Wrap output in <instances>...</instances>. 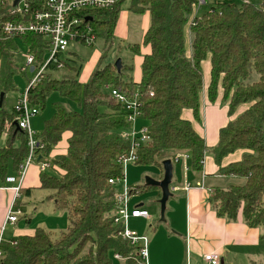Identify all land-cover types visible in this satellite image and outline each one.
I'll return each instance as SVG.
<instances>
[{"label": "trees", "instance_id": "1", "mask_svg": "<svg viewBox=\"0 0 264 264\" xmlns=\"http://www.w3.org/2000/svg\"><path fill=\"white\" fill-rule=\"evenodd\" d=\"M122 2L90 10L92 18L88 22L92 31L103 37L104 49L87 81L73 73L57 77L48 72L28 90L30 103L41 108L53 91L77 100L83 108L69 109L56 102L53 116L45 120L44 131L38 136L45 142L42 155L50 156L63 133L71 131L67 151L51 157L53 166L40 173L41 186L55 189L57 207L68 211L70 224L57 237L37 227L32 234L19 235L16 244L2 242L0 264H118L113 253L125 256L119 264H141L135 246L118 235L122 225L115 222L117 189L110 178L125 177L118 156L130 151L131 142L122 134L128 126L123 105L112 96L109 86L140 89V106L151 138L138 149L134 162L156 163L164 170V158L187 150L193 167L201 170L205 154L211 150L221 173L246 177L243 183L215 186L209 197L213 209L230 220L241 214L250 226H261L264 237V0H242L241 4L237 0H212L195 23L191 22L198 0H131V10L148 9L151 16L144 35V43L150 44L151 50L144 54L139 82L129 72L132 64L123 62L119 71L116 58L104 62L114 45ZM1 16L5 19L8 14ZM2 19L0 176L6 178L10 159L18 170L29 153L28 132L17 126L14 108L6 107V94L17 89L18 41H24L37 60L47 56L49 41L31 33L7 36L1 28ZM186 26L193 34L191 55L186 51ZM126 46L134 52L141 51L140 42ZM208 54L210 97L216 98L221 83L230 114L239 104H248L220 127L219 141L214 146L206 143L191 119L182 116L183 109L190 107L200 118L202 61ZM72 60L66 66L78 71ZM101 106L108 109L102 110ZM4 134L7 138L1 144ZM17 140L21 143L16 144ZM236 149H244L242 158L222 165V158ZM158 187L146 182L136 185L138 192Z\"/></svg>", "mask_w": 264, "mask_h": 264}, {"label": "crops", "instance_id": "2", "mask_svg": "<svg viewBox=\"0 0 264 264\" xmlns=\"http://www.w3.org/2000/svg\"><path fill=\"white\" fill-rule=\"evenodd\" d=\"M130 12L139 14L145 13L143 18L144 25L142 21L140 22L141 29L143 30L142 39L141 41H136L141 43V51L139 53L135 52V56H133L132 59L123 60L125 64L133 65L132 70L129 72L133 79L139 82L142 77V61L144 54L151 50L150 44L144 43V35L150 25L151 16L148 9L143 12H136L131 10L128 6L127 9L119 15L115 35L118 32L124 34L126 37L129 36L130 31L128 32L125 30L123 33L119 28V21L122 17L123 23L126 24V19ZM133 20L136 22V18H133ZM189 32L192 33L190 28ZM192 39L193 35L190 38V42H187L188 47L186 45L188 55L192 54ZM73 52V54L66 55L69 60H75L77 52ZM203 66L205 70L203 71L204 86L200 92V118L197 119L195 117L194 111L190 107L183 109L182 116L191 119L196 130L205 138L206 143L209 146H214L219 141L220 127L226 125L230 119L236 117L239 113L245 110L248 104H239L235 112L230 114L229 101H226L223 98L224 90L221 83L216 98L213 99V103H209L210 99H212L209 95L208 89L211 81L210 54H208V56L202 61V68ZM95 67L96 66L93 65V68L89 70V73L86 76L78 78L81 81H87ZM37 118V114L31 117V127L37 125ZM204 119H206V125H204ZM36 134L38 137L39 135L37 131ZM70 135V130L63 133L62 139L65 137V140L61 139L53 146L49 157L67 151L68 137ZM6 138L7 135L4 134L2 137L3 144H5ZM243 152L244 149H236L235 151L226 154L222 158V165L241 159ZM38 157L45 158L46 156H43L40 151ZM180 162L182 163L181 165L179 164L180 166L178 167H176V163H174L172 184L177 183L180 185V188L172 191L171 196H173V201L168 212L170 213V216L168 218L165 216L161 223H156V221H152V219L150 230L148 228V231L136 228L139 232L147 233L150 237L149 262L151 264H208V261L204 257V253L209 251H217L221 254L220 264H251L253 262L264 261L263 228L261 226H250L243 219L241 214L236 220H230L218 215L216 210L213 209L209 199L215 186L226 187L221 184V181H223L224 178H227L226 180H228V178H235L238 179V183H243L246 180V177L221 173L220 165L216 161L211 150L206 152L204 166L201 170L193 167L191 157L187 160L188 169L186 171L183 167V161ZM12 171L13 169L9 167L7 175H14ZM40 173V163L37 160L33 161L27 169L19 197L17 198V203L20 206L22 204L21 198L24 194H27L29 199L28 203L32 206L31 209L36 210L39 208V206L34 203L35 201L31 200L33 199L31 196L34 193L33 188L41 186ZM163 174L164 170L160 169L157 178H161ZM186 181L191 183L189 189H184L183 187ZM13 186L14 182L7 181L6 178L0 176V234L9 205L15 194ZM159 189L160 187H158V190ZM138 193L141 192H137L136 194ZM161 196L162 192L159 194V199ZM170 197L166 204L165 213L166 210H168ZM48 198L54 202L55 210H59L62 213L68 212H66V209H59L57 207L55 189H53V193H51ZM159 199L158 202L160 203ZM132 201L133 199L131 200L132 207L139 205L148 208L146 202L143 201V195L139 196L135 201ZM25 203L27 202H24L23 204ZM24 210L15 222H10L6 225L2 234L4 241L11 242L12 240L17 239L21 234H32L35 232L37 224L34 225L32 220L35 214L30 213L29 209H25V207ZM131 218L135 221H139L140 219L150 220L152 214L150 218L131 216L129 221ZM69 224L66 229H68ZM51 234L55 236L52 232ZM123 260L124 259H120V262Z\"/></svg>", "mask_w": 264, "mask_h": 264}, {"label": "built area", "instance_id": "3", "mask_svg": "<svg viewBox=\"0 0 264 264\" xmlns=\"http://www.w3.org/2000/svg\"><path fill=\"white\" fill-rule=\"evenodd\" d=\"M209 0H198L196 11L192 16V22L198 15V9ZM117 0H0L1 15L8 14L5 19L0 18L1 28L7 36H18L26 33L42 35L49 41L47 47V56L44 60H37L32 52H29L26 58V66L32 67L34 74L29 81L28 86L21 93L18 101L14 105L16 121L19 127L25 129L29 135V153L25 160L20 164L16 175H7L6 180L14 182V197L9 205L5 221L2 225L0 234V261L4 254L2 248L3 231L10 222H15L24 212L17 203L22 182L29 165L33 161L40 163L41 170L53 166L51 157L39 158L38 154L44 147L45 142L41 141L30 126V119L39 112L37 105H32L28 97V90L35 85L48 72L53 73L59 68L66 67L69 60L65 54L72 41L81 43H92L98 36L92 31L91 24L88 22L92 9H107L116 4ZM212 4V0H211ZM0 15V16H1ZM2 17V16H1ZM112 96L123 105L125 117L128 126L122 131L123 136L131 142L130 151L121 153L118 161L124 166L129 161H135L138 158V149L142 147L151 138L150 129L147 123L137 125L138 117L143 116L141 109L140 89L109 86ZM173 163L183 161V167L188 169L187 160L190 158V152L180 150L170 156ZM126 174V173H125ZM125 180L124 190L116 192V215L115 222L122 225L118 235L130 241L135 246V252L141 264H151L149 262V243L150 237L146 233L139 232L136 228L129 226L131 216L151 217L150 210L146 207L135 205L132 207L131 200L133 195L138 192L136 185H130L126 177L110 178V182L116 184L117 181ZM123 180V181H124ZM191 183L186 181L184 189H189ZM180 185L172 184L171 189H179ZM16 244L17 239L12 240ZM115 256L125 259V256L116 253ZM208 264H220L221 254L217 251L204 253Z\"/></svg>", "mask_w": 264, "mask_h": 264}, {"label": "rangeland", "instance_id": "4", "mask_svg": "<svg viewBox=\"0 0 264 264\" xmlns=\"http://www.w3.org/2000/svg\"><path fill=\"white\" fill-rule=\"evenodd\" d=\"M240 4L242 3V0H237ZM256 1V0H254ZM131 3V0H123L121 4V10L120 14L123 13ZM211 5V1L209 0L207 3L203 4L198 9V15L202 14L203 11L208 9ZM144 14H139L135 12H130L128 14V18L126 19V24L123 23L122 17L119 21V28L124 31H130L129 36L126 37L124 34L118 33L116 34L114 45L111 47L109 51L108 57L104 59V62L113 60L114 58L121 57L123 60H129L132 59L133 56H135V52L127 48V43L130 42H136L141 41L143 30L141 29L140 22L144 21ZM133 18H136V22H134ZM144 25V22H143ZM128 28V29H127ZM192 33L189 32V28L187 26V31H185V37H186V45L188 47L187 42H190V38L192 37ZM104 49V39L101 36H98L92 43H81L77 41H72L70 45L68 46L67 50L65 51L66 55L73 54L77 52V56L75 57V60H72L71 62L74 65H77L78 71H75L74 69H69L68 66L62 67L57 69L53 72V74L57 77H63L65 74H75L77 77L82 78L86 76L89 73V70L93 68L94 66H97L100 54L103 52ZM29 54V50L27 45L24 43V41H18V48L15 52V59L18 65V72L15 76V80L17 83V89L11 90L6 94V107L8 109H12L15 103L18 101L19 96L21 93L25 90V88L28 86L30 79L32 78L34 72L31 70L30 67L26 66V58ZM74 61V62H73ZM203 66V71H204ZM213 99H210L209 103H213ZM61 102L69 109H76V110H82V106L80 103L71 98L64 96L60 93V91H53L50 93V95L47 98L46 106L44 108L39 107V112L37 113V125L31 127L32 130L35 132L37 131L38 135H41L44 131L45 126V120L52 117L55 112V103ZM102 110H107L108 108L106 106H101ZM146 123L143 116L138 117L137 125ZM204 125H206V119H204ZM65 140V137L62 139ZM1 143L3 144V141L1 140ZM16 144L21 143L20 140H17L15 142ZM182 162H176V167L180 166ZM180 164V165H179ZM9 167L13 169L12 173L16 175V170L13 167V160L10 159L9 161ZM161 167L157 165L156 163L153 164H138L134 161H129L125 163V177L126 181L130 185H137V184H144L147 181L148 176H152L154 178L158 177V174L160 173ZM178 170V169H177ZM51 172H57V170L49 169ZM224 178L223 181H221V184L224 186H227L231 183H238V179L235 178ZM124 180V179H123ZM117 181L115 184V187L117 191H123L125 180ZM34 193L32 194L31 200L35 201L34 203L39 206L38 209L32 210V206L28 203V195L24 194L21 198L22 204L21 207L24 210L29 209L30 213H34L33 216V224L37 227H43L47 231H51L55 236H59L61 232L66 231L67 225L69 224V214L62 213L59 210H55V204L53 201L49 200L48 196L53 193L52 188H46L38 186L36 188H33ZM162 192V189L160 188H153V189H147L142 191L141 193L135 194L132 198L133 201H135L139 196L143 195V201L146 202L147 207L150 209L152 218L149 219H140L139 221H135L134 219H130L129 226L132 228H137L139 230L148 231V228L150 230V223L152 221H156V223H161L162 219L165 218V216L168 218L170 216L169 209L171 208V204L173 201V196L170 197V200L168 202V210H166V213L162 215V209L161 205L158 202L159 194ZM139 195V196H137ZM43 196V197H42ZM132 201V202H133ZM24 202H27L23 204ZM30 202V201H29ZM167 206V205H166ZM60 209V208H59ZM25 211V210H24ZM62 213V214H61ZM147 218V217H146ZM150 218V217H149ZM153 219V220H152ZM138 220V219H137ZM152 220V221H151ZM147 234V233H146ZM89 246L86 247V250ZM113 257L115 254H112ZM115 262L121 263L120 259H118L115 256Z\"/></svg>", "mask_w": 264, "mask_h": 264}, {"label": "water", "instance_id": "5", "mask_svg": "<svg viewBox=\"0 0 264 264\" xmlns=\"http://www.w3.org/2000/svg\"><path fill=\"white\" fill-rule=\"evenodd\" d=\"M115 63L117 65L118 70L120 71L123 66L122 58L117 57ZM31 69H33V66L31 67ZM3 97H4V92H1V100H3ZM16 123L17 126L19 127L17 121ZM162 163L164 168L163 176L161 178H154L152 176H148L146 183L150 185H157L162 189V196L160 197L159 201L161 204L162 215H164L167 201L169 197L172 195L171 183L174 175V163L171 157L164 158Z\"/></svg>", "mask_w": 264, "mask_h": 264}]
</instances>
